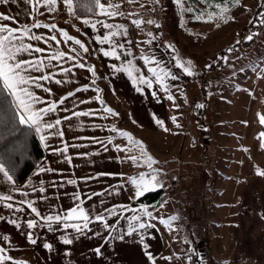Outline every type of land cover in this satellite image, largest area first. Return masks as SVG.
<instances>
[{"label": "crops", "instance_id": "obj_1", "mask_svg": "<svg viewBox=\"0 0 264 264\" xmlns=\"http://www.w3.org/2000/svg\"><path fill=\"white\" fill-rule=\"evenodd\" d=\"M36 1L7 0L0 3V14L10 17L3 24L21 29L19 42L44 50L22 54L25 59L42 62L39 70H31L28 75L50 77L36 81L42 87L35 84L27 87L42 101L34 103L35 109L55 104V111L44 115L42 123L55 124L60 120V124L36 132L45 149V158L23 183H16L13 178L9 181L0 172V257L9 258L3 264H173L169 261L174 256L179 258L182 248L180 219L179 232L174 237L170 226L161 223L162 199L151 204L136 203L141 195L136 196L133 180L139 181L142 173L148 179L155 165L149 167L146 153H141L137 145L144 144L149 157L152 158L154 151L157 159L156 137L168 124L169 114L157 80L140 61L133 36L129 35L132 25L119 18V14L103 15L100 9L97 16L78 20L76 27L91 44V49L82 52L84 57H81L75 53L76 49L69 50L64 44L58 27H51L68 20L50 14L45 2L37 7ZM101 2L106 11L117 12L116 8L107 7L117 5V0ZM85 20L89 23L85 24ZM34 23L49 27H31ZM102 24H112L113 28H104ZM25 25L30 28L28 34L22 31ZM111 32L117 35L110 41L104 44L97 41V36ZM35 35L42 39L29 38ZM53 36L56 39H51ZM129 37L133 39L132 45ZM113 49L119 59L103 55L104 51ZM59 52L64 57L51 59ZM85 57L97 58L107 82L106 91L129 110L128 120L118 117L117 127L111 125L115 120L105 111L114 101L110 97L103 99L102 84L97 82L102 76L97 78L96 65ZM57 80L62 83L57 84ZM80 112L92 114L74 115ZM254 127L250 128L248 138L255 137ZM120 133H129L130 137L124 139ZM258 147L255 144L252 151ZM133 156L136 160L130 158ZM3 168L7 171L4 165ZM29 205L36 209L35 213ZM73 208L83 209L89 216L87 227L82 219H65ZM57 216L61 217L59 221L55 219ZM97 216L102 219H96ZM28 221H33L34 227L29 228ZM140 223L146 227L140 229ZM76 224L81 226L79 231L72 226ZM29 234L35 243L29 241ZM65 239L72 243L65 244ZM45 244L51 247L46 248ZM179 261L184 264L180 258Z\"/></svg>", "mask_w": 264, "mask_h": 264}, {"label": "rangeland", "instance_id": "obj_2", "mask_svg": "<svg viewBox=\"0 0 264 264\" xmlns=\"http://www.w3.org/2000/svg\"><path fill=\"white\" fill-rule=\"evenodd\" d=\"M43 2L37 0V7ZM173 4L174 13L164 0H117V16L132 25L129 35L140 61L157 80L169 114L168 124L156 137L157 159L152 151L155 165L146 179L156 176L159 184L147 191L164 189L161 220L168 221L174 237L180 219L179 258L184 264L190 251V246L182 244L186 225L181 217L186 211L200 262L264 264V175L258 174L264 173V137L260 135L264 133L260 123L264 116V0L224 4L182 0L183 12L177 0ZM49 7L50 14L68 20L55 25L59 33L71 37L62 34L64 44L84 57V49H91V44L76 27L80 19L68 11L64 0ZM225 49L222 63L206 69ZM85 60L96 65L97 78L102 76L97 82L102 84L103 99L114 101L107 115L117 127L118 117L128 120L129 110L106 91L97 58ZM199 105L203 106L201 118L197 117ZM252 127L256 135L248 138ZM126 134L124 139L130 137ZM255 144L259 147L252 151ZM138 145L149 157L146 146ZM202 235L209 242L207 256L198 247ZM179 258L169 262L182 264Z\"/></svg>", "mask_w": 264, "mask_h": 264}, {"label": "snow or ice", "instance_id": "obj_3", "mask_svg": "<svg viewBox=\"0 0 264 264\" xmlns=\"http://www.w3.org/2000/svg\"><path fill=\"white\" fill-rule=\"evenodd\" d=\"M7 0H0V3H5ZM56 0H45V4L48 6L55 5ZM64 3L68 6V11H73V0H64ZM233 3H238V0H233ZM90 4L92 8H99L101 10V14L107 15V16H114L117 15L118 12L115 11H106L105 10V4L101 2V0H90ZM177 4L181 6V11L183 12L185 9L182 5V0H177ZM108 8H116L118 9V5L115 4H108ZM49 10H51V7H49ZM91 10V9H89ZM188 11H191V9H188ZM10 17L7 15L0 14V82L3 84V89L7 90L8 93L13 97V103L16 107V115L19 117V123L20 124H27L30 128L34 127L36 132H41V128H47L52 129L56 127V125L60 124V120H56L55 124L43 122V116L46 115L49 112L55 111V104H50L47 108H40L35 109L33 107L34 103H42V101L39 99V97L35 96L32 91L29 90V87L27 85L35 84L36 87H42L41 84L37 83V80H48L50 79L49 76H40V77H33L31 75H28L27 73L31 70H39L41 67V61L37 59V61L33 62L28 59L23 58V53H32V52H42L44 51L42 48L34 47L32 44L24 45L22 42V36L20 35L21 29L19 28H13L8 25L3 24L2 22L5 20H9ZM197 20H202V16H197ZM211 19V17H209ZM85 24H88L89 21L85 20ZM135 23H139V21H136ZM149 23H152V21H149ZM31 27L40 28L45 27L48 28L49 25H41L39 23L32 24ZM52 28H55V25L51 26ZM92 28H96V24L91 25ZM102 27L111 29L113 28L112 24H102ZM23 33L28 34L30 32L29 26L25 25L23 27ZM65 37L68 39H71V37H68V34L66 32L62 33ZM117 35L115 32H111L109 35H103L97 36L96 39L100 44H104L107 41H110L112 36ZM30 39H35L37 41L41 40L42 37L39 35L30 36ZM51 39H56V37H51ZM19 42V43H18ZM76 44H80L79 40L75 41ZM81 47H84L81 45ZM120 47H123L122 45ZM87 51V48L84 49ZM63 52H59L55 54L51 59H57L58 57H64ZM104 56H113L117 59H119V55L115 51V49L111 51H104ZM190 63V62H189ZM80 67H84L83 64L79 65ZM183 67V65H181ZM118 71L120 69H117ZM89 71H92V69H89ZM154 71V70H153ZM185 72H188L191 74L190 69L185 67ZM159 78V77H158ZM175 78V77H173ZM142 82L144 81L141 77ZM57 84L62 83V81L57 80ZM45 91H50L49 89H44ZM171 98V97H170ZM99 99V97H97ZM63 101H61L62 103ZM198 107H203L202 105H199ZM105 111L111 113V109H105ZM92 113H74V115H91ZM114 114V113H113ZM260 123L264 124V116L260 118ZM60 135H63V133H59ZM120 135H127L126 133H120ZM261 137H264V133L260 134ZM41 139L43 140L44 137L41 136ZM119 147V146H117ZM141 150L143 151V146L141 145ZM132 160H136V157H130ZM148 165L151 167V164L154 162L152 161L151 157H147ZM0 172H3L4 176L7 177L9 181L12 180V177L9 175L7 171H4L3 165H0ZM260 175H264V173L258 172ZM152 181H155L157 184L159 183L157 181L156 176H151L150 180H145L143 174L140 176L139 181L133 180V183L137 186L136 196H140L143 194L144 191L149 190L150 187H154L155 185H152ZM69 183H74V181H69ZM10 199V197H6ZM11 207V205H9ZM31 207V205H29ZM32 212H36V209L34 207H31ZM75 214V215H74ZM39 215V213H37ZM82 219L84 221V227H87V223L89 221V216L84 213L83 209L73 208L71 211L67 214L65 219ZM48 220H52L53 217H47ZM57 221L61 219L60 216H57L55 218ZM96 219H102V217L97 216ZM135 219V217H134ZM10 223H15V221H10ZM161 223H168V221L161 220ZM77 229V231L80 230L81 226L76 224L72 225ZM28 227L32 228L34 227L33 221H28ZM65 227H68L67 224H65ZM140 229H143L146 227L144 223H140L138 225ZM3 239H7V237H3ZM28 239L31 243H35L36 241L32 239L31 235H28ZM65 244L72 243L71 240L65 239ZM44 247L50 248L51 245L45 244ZM97 253L100 252V249H96ZM149 258L151 259V256L149 254ZM5 259H9L8 257H0V264H3V261Z\"/></svg>", "mask_w": 264, "mask_h": 264}, {"label": "trees", "instance_id": "obj_4", "mask_svg": "<svg viewBox=\"0 0 264 264\" xmlns=\"http://www.w3.org/2000/svg\"><path fill=\"white\" fill-rule=\"evenodd\" d=\"M214 3L224 4L233 3V0H207ZM174 0H164L166 7L174 13ZM91 9V10H89ZM99 8H92L90 0H73L72 14L78 18H88L97 16ZM264 18V14L262 19ZM258 26V25H256ZM253 37L245 41V45L252 42ZM227 50H223L221 56L215 62L210 64L206 69H213L223 61V56ZM170 61L173 63V56H170ZM174 67V66H173ZM176 68V67H175ZM197 117L201 118L200 107H196ZM45 158V149L41 144L39 137L34 127H29L27 124H20L19 117L16 115V107L13 103V97L7 90L3 89V84L0 82V163L4 165L8 173L16 183H23L37 168V166ZM164 194L163 188L150 190L141 195L136 203L151 204L162 199ZM186 223L184 244L185 247L190 246V251L187 252V264H203L199 261L195 249L196 238L192 235L190 220L187 214L183 217Z\"/></svg>", "mask_w": 264, "mask_h": 264}, {"label": "built area", "instance_id": "obj_5", "mask_svg": "<svg viewBox=\"0 0 264 264\" xmlns=\"http://www.w3.org/2000/svg\"><path fill=\"white\" fill-rule=\"evenodd\" d=\"M193 231L191 230L192 235L195 234V233L193 234ZM198 247L201 250V252H203L204 255L206 256L209 255L210 247H209L208 238L206 236L202 235L200 237V239L198 240ZM203 264H206V263L203 262ZM207 264H210V262L208 261Z\"/></svg>", "mask_w": 264, "mask_h": 264}]
</instances>
